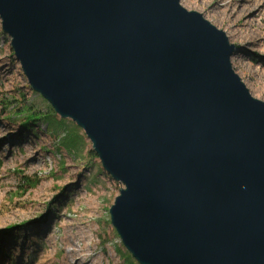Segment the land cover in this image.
I'll return each mask as SVG.
<instances>
[{"label":"water","instance_id":"obj_1","mask_svg":"<svg viewBox=\"0 0 264 264\" xmlns=\"http://www.w3.org/2000/svg\"><path fill=\"white\" fill-rule=\"evenodd\" d=\"M27 82L120 182L139 264H264V102L180 0H0Z\"/></svg>","mask_w":264,"mask_h":264},{"label":"rangeland","instance_id":"obj_2","mask_svg":"<svg viewBox=\"0 0 264 264\" xmlns=\"http://www.w3.org/2000/svg\"><path fill=\"white\" fill-rule=\"evenodd\" d=\"M214 1L180 5L225 34L233 71L264 102V0H233L231 15ZM10 42L0 20V231L13 228L0 234V264H139L109 214L124 186L84 131L32 90Z\"/></svg>","mask_w":264,"mask_h":264},{"label":"bare ground","instance_id":"obj_3","mask_svg":"<svg viewBox=\"0 0 264 264\" xmlns=\"http://www.w3.org/2000/svg\"><path fill=\"white\" fill-rule=\"evenodd\" d=\"M188 0H181V5H185V3L187 2ZM225 0H215L213 3H211V4H209L208 5V7L209 8H213V7H219L220 9H221V11H222V13L223 12H225V13H229V15H231L232 13H230V6L232 5V3L234 2L233 0H229L230 2L228 3V4H226L225 2H224ZM232 7H234V6H232ZM231 7V8H232ZM236 7V6H235ZM220 11V12H221ZM242 11V10H241ZM221 13V14H222ZM224 13V14H225ZM243 13V12H242ZM216 15H218V14H216ZM243 15V14H242ZM245 19V18H244ZM230 20V19H229ZM233 22H234V26H236V27H239V26H243V25H245L246 23H247V21L246 20H243V19H240L239 20V22L235 19V21L233 20ZM235 34V33H234ZM233 34V35H234ZM32 150V149H31ZM31 150H30V153H31ZM32 154V153H31ZM34 159V155L32 156V160Z\"/></svg>","mask_w":264,"mask_h":264},{"label":"trees","instance_id":"obj_4","mask_svg":"<svg viewBox=\"0 0 264 264\" xmlns=\"http://www.w3.org/2000/svg\"><path fill=\"white\" fill-rule=\"evenodd\" d=\"M34 121H36V118L35 117H29V118H27L26 119V126H25V129H27L28 127H30V125H27V123H29V122H34ZM10 229H13V228H8V229H5V230H1L0 231V234H2V233H4L5 231H8V230H10Z\"/></svg>","mask_w":264,"mask_h":264}]
</instances>
